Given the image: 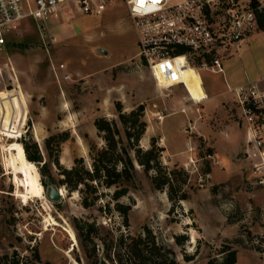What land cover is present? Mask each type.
<instances>
[{
  "label": "rangeland",
  "instance_id": "374dc122",
  "mask_svg": "<svg viewBox=\"0 0 264 264\" xmlns=\"http://www.w3.org/2000/svg\"><path fill=\"white\" fill-rule=\"evenodd\" d=\"M257 1L264 7V0ZM10 40L0 49V254L16 251L28 264H37L33 249L39 264H100L101 259L118 264L117 255L132 263L120 248L121 238L129 244L147 227L159 252L170 250L177 264H207L226 246L236 250L235 264H264L263 193L248 185L247 162L239 155L244 130L236 125L227 88L264 75V30L257 27L237 52L231 51L223 74L200 71L210 98L199 104L182 86L162 93L155 88L137 56L124 6L114 4L99 17L69 11L38 25L26 19ZM65 74L69 79H63ZM116 101L124 111L143 104L150 131L139 141L142 149L150 148L152 138L163 147L160 128H165L167 142H185L187 151L169 155L163 147L157 173L171 172V184L162 189L152 182L154 170L146 173L135 162V179L119 199L132 204L127 224L114 208L113 188L99 187L98 200L84 207L80 193L59 184L60 167L71 168L77 158L90 166V144L104 145L93 122L97 117L117 120ZM169 112L193 113L197 130L190 116L191 125L185 118L181 133L172 129L181 115L167 117L161 126L156 115ZM63 132L67 138L59 151L55 141L48 149L46 138ZM22 140L39 149L42 161L31 164L34 169L23 165L28 163L24 154L20 161ZM44 162L50 181L60 188L58 201L44 195L42 181L48 177L39 170ZM26 172L28 180L22 176ZM175 235L186 236L183 244L174 241Z\"/></svg>",
  "mask_w": 264,
  "mask_h": 264
},
{
  "label": "built area",
  "instance_id": "2783aa9c",
  "mask_svg": "<svg viewBox=\"0 0 264 264\" xmlns=\"http://www.w3.org/2000/svg\"><path fill=\"white\" fill-rule=\"evenodd\" d=\"M114 4L125 7L136 34L137 56L160 93L177 85L187 91L184 81L176 82L183 69L223 74V60L257 28L249 0H0V49L26 19L38 25L69 11L99 17ZM159 76L171 85L161 89ZM227 88L233 94L236 123L245 133L239 155L247 162L248 185L264 199V76Z\"/></svg>",
  "mask_w": 264,
  "mask_h": 264
},
{
  "label": "trees",
  "instance_id": "16d2710c",
  "mask_svg": "<svg viewBox=\"0 0 264 264\" xmlns=\"http://www.w3.org/2000/svg\"><path fill=\"white\" fill-rule=\"evenodd\" d=\"M258 5L259 2L257 0L251 1V6L256 15L257 27L259 30H264V7L259 8ZM114 105L117 120L97 117L93 122L104 145L97 147L94 144H90L89 167H86L82 158L74 159V165L71 168L60 167L57 158L54 160V164L61 168L63 177L59 179V184L65 186L69 191L80 193L84 207H89L98 200V195L95 192H97L99 187L113 188L112 199L115 201L114 208L123 216L124 223L127 224V214L132 204L120 203L119 199L128 193L130 184L135 179V162L146 173L154 170L155 175L152 177V182L156 189H162L165 185L171 184V172L163 176H159L157 173L160 169L159 154L163 151V147L157 146L154 138L151 139L150 148L142 149L139 145V141L143 134L145 135L147 129V123L143 118V104H139L129 111H124L120 101H116ZM66 134L63 132L49 136L45 140L46 147L48 149L51 148L52 142L55 141L58 152L61 142L67 138L64 137ZM21 143L24 153L22 152V147L18 144L20 161L23 163L24 154L28 163H23V165L34 169L31 164L42 161L39 149L35 143L31 145L32 147L24 140ZM39 170L43 177L47 176L52 181L46 162L42 164ZM27 174L26 172L22 175L27 177L26 180L29 179ZM42 184L45 187L44 179ZM144 234L131 238L129 244L124 241L126 239L121 238L120 248H124V252L128 253L133 261L132 263L127 260L123 262L117 255L118 264H177L173 258L169 257L168 253H171L170 250L162 247L163 253L159 252L150 229L145 227ZM185 239V235L174 236V241L178 245L183 244ZM147 241H150L149 248L155 250L154 253L148 248ZM220 253L222 254L220 258H210L207 264L236 263V250L232 247H222ZM32 254L33 259L39 264L40 258L35 249H33ZM23 259L24 257H20L16 251H13L11 255L8 253L0 254V264H28L27 262L24 263ZM190 259L186 257V260Z\"/></svg>",
  "mask_w": 264,
  "mask_h": 264
},
{
  "label": "crops",
  "instance_id": "0c3cea01",
  "mask_svg": "<svg viewBox=\"0 0 264 264\" xmlns=\"http://www.w3.org/2000/svg\"><path fill=\"white\" fill-rule=\"evenodd\" d=\"M182 75L183 76L180 77L179 80H177L176 82H178V83L180 81H184L185 82V86L187 88V91L186 90L185 91L187 93V97H188L189 100L193 101L194 103H196V102H201L202 103V102H205V101L209 100L210 96L207 95V93L205 92L206 90L204 89V87L202 85V81H201V77H200L201 74L197 73V71H195L194 69L187 68L185 70L184 69L182 70ZM158 82H159V86L161 87V89H163L162 87H167V86L171 85V84H168L169 82L164 81L160 76H159V81ZM177 86H180V85H177ZM191 88H194V90L191 89ZM5 92H9V91L8 90H4L3 93H5ZM175 98H177V97L175 96ZM189 110H191L193 112L192 109H189ZM184 111H186V107H185ZM174 115H181V114L178 113V112H174V113L169 112L167 114H164L163 119L160 122L161 126L164 124L165 119L167 117L174 116ZM156 116H157V119H158V116H161V115L157 114ZM189 116L192 119H194L195 122H193V126L197 130V127H198L197 126V120H195V115L192 113L190 115L187 114V117H184V115L183 116L181 115V116L178 117V118L181 117V119L177 118L176 120H174L173 121L174 124H172L173 131L176 130V132H178V133L180 132L181 133V126L185 124V118L188 120L187 123L189 125H191V122L189 121L190 120ZM162 130L160 128V135H161L160 136V140H161V142L163 144V147L165 148V151L167 153H169V155H172V154H174V155H182L183 153L187 152L186 148L184 146L185 142H184V144H179V145H177V144L179 143L180 140L178 142H176V144L168 143L167 142V139H168L167 137L169 135L168 131L165 128L164 129L162 128ZM149 131H150L149 127L147 126L145 135ZM182 135L184 136V133ZM186 144L188 145V143H186ZM169 147H171V149Z\"/></svg>",
  "mask_w": 264,
  "mask_h": 264
},
{
  "label": "water",
  "instance_id": "95a60500",
  "mask_svg": "<svg viewBox=\"0 0 264 264\" xmlns=\"http://www.w3.org/2000/svg\"><path fill=\"white\" fill-rule=\"evenodd\" d=\"M24 134L25 133H23V135ZM44 183H45V187H44L45 197H47L48 199L52 201H58L61 197L60 188L56 186L55 184H53L48 178L44 180ZM100 264H105L103 259L100 260Z\"/></svg>",
  "mask_w": 264,
  "mask_h": 264
},
{
  "label": "bare ground",
  "instance_id": "6f19581e",
  "mask_svg": "<svg viewBox=\"0 0 264 264\" xmlns=\"http://www.w3.org/2000/svg\"><path fill=\"white\" fill-rule=\"evenodd\" d=\"M159 93H160V92H159ZM158 119H160V122H161V121H162V119H163V116H162L161 118H159V117H158ZM46 230H47V229H46Z\"/></svg>",
  "mask_w": 264,
  "mask_h": 264
}]
</instances>
